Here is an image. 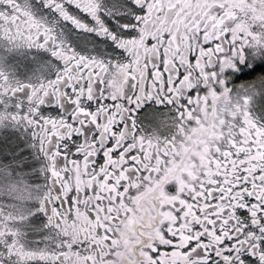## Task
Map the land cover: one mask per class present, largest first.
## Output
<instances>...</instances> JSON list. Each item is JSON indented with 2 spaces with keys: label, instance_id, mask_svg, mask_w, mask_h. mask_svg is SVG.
Here are the masks:
<instances>
[{
  "label": "snow or ice",
  "instance_id": "6c2138e0",
  "mask_svg": "<svg viewBox=\"0 0 264 264\" xmlns=\"http://www.w3.org/2000/svg\"><path fill=\"white\" fill-rule=\"evenodd\" d=\"M0 264H264V0H0Z\"/></svg>",
  "mask_w": 264,
  "mask_h": 264
}]
</instances>
